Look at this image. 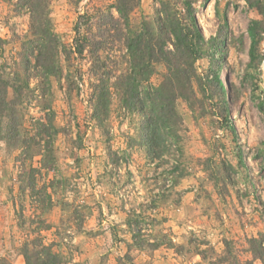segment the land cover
I'll use <instances>...</instances> for the list:
<instances>
[{
    "label": "rangeland",
    "instance_id": "374dc122",
    "mask_svg": "<svg viewBox=\"0 0 264 264\" xmlns=\"http://www.w3.org/2000/svg\"><path fill=\"white\" fill-rule=\"evenodd\" d=\"M116 1L49 0L62 75L48 81L24 64L37 54L29 13L19 0H0L2 72L30 92L19 145L0 140V264H264L251 250L254 238L264 249V15L247 0H188L204 55L190 99L175 103L181 151L159 161L140 144L144 118L117 96L103 126L92 119L93 90L126 70V48L111 37L101 57L91 46L76 54L75 27L80 39L100 24L114 36ZM167 1L182 8L141 0L131 26L153 23ZM152 72L147 89L167 69Z\"/></svg>",
    "mask_w": 264,
    "mask_h": 264
},
{
    "label": "trees",
    "instance_id": "16d2710c",
    "mask_svg": "<svg viewBox=\"0 0 264 264\" xmlns=\"http://www.w3.org/2000/svg\"><path fill=\"white\" fill-rule=\"evenodd\" d=\"M181 1L182 8H179L177 2H163L153 23L143 21L134 28L130 24V16L140 7L141 0H117L113 9L118 13L119 21L111 12L109 13L111 31H115L114 36L111 34L108 36L105 26L100 24L97 34L91 37L89 28L87 32L90 39L87 36L80 39L82 24L77 22L75 27L77 39L74 52L79 55L83 54L88 46L99 55L107 41H110L108 38L111 37L119 38V41L124 43L128 66L111 85L105 78L96 85L92 96V119L103 126L109 118L113 96H117L124 108L144 118L139 135L140 144L146 156L152 160L161 161L165 155L167 158L173 151H181L182 131L177 126L179 117L175 103L181 98L190 99L193 94V80L197 73L196 63L204 55L202 47L205 44V37L194 15L195 10L188 0ZM247 3L249 8L264 15L263 0H247ZM19 6L29 13L31 41L34 42L32 46L37 52L33 54L35 53L33 51L31 54L34 64H31L29 57L24 60V64L35 66L41 77L48 81L53 77L61 76L58 37L52 30L49 0H19ZM84 17L87 18L86 23L90 25V15L86 14ZM120 19L123 20L121 25H124L125 29L119 27ZM258 24L259 22H253L249 27L252 60L255 59L259 44L256 33ZM213 40L216 42V39ZM217 45L223 46L224 42L221 41ZM158 64H165L166 77L161 85L147 89L145 83L153 73V66ZM2 67L0 65V140L17 147L21 141L19 118L22 117L19 115L24 109L22 106H27L24 105L25 101L30 99L26 94L29 92V86L19 80L18 74L9 77L4 71L2 72ZM47 110L51 112V107L48 106ZM48 122L52 123L51 119ZM43 124L38 125L44 129ZM174 170L177 171V166ZM262 248L258 239L251 240L254 258L264 260ZM46 264H54V262L49 261ZM247 264L254 263L247 262Z\"/></svg>",
    "mask_w": 264,
    "mask_h": 264
}]
</instances>
